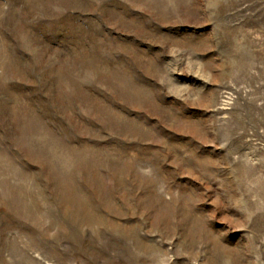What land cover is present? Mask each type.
<instances>
[{
    "label": "rangeland",
    "instance_id": "1",
    "mask_svg": "<svg viewBox=\"0 0 264 264\" xmlns=\"http://www.w3.org/2000/svg\"><path fill=\"white\" fill-rule=\"evenodd\" d=\"M0 264H264V0H0Z\"/></svg>",
    "mask_w": 264,
    "mask_h": 264
}]
</instances>
